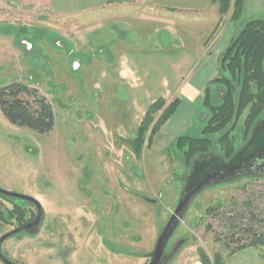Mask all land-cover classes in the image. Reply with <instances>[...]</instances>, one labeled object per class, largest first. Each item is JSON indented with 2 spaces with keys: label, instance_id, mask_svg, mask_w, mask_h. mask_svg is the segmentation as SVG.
<instances>
[{
  "label": "rangeland",
  "instance_id": "1",
  "mask_svg": "<svg viewBox=\"0 0 264 264\" xmlns=\"http://www.w3.org/2000/svg\"><path fill=\"white\" fill-rule=\"evenodd\" d=\"M214 3L212 25L203 16H179L168 11L159 23L150 14L142 18L137 15L139 20L129 18L130 24L126 23L133 28L131 39H139L135 42L142 48H152L154 39L152 34L145 39L139 37L148 30L138 28V21H144L148 29L156 24L165 37L176 34L179 41L193 47L191 51L197 58L172 96L163 97L167 103L180 98V111L177 113V109L160 131L152 134L161 111L156 114L138 149L133 144L140 140V127L154 102L133 114L124 91L95 88L98 65L94 63L107 57L103 52H111L100 48L106 45L102 41L110 40L109 36L96 40L94 49L84 42L91 35L78 33L76 19L37 11L12 15L1 23L12 34L0 47H5L4 52L0 51V88L15 82L37 88L57 116L54 130L40 134L13 125L0 109V187L35 197L44 208L43 219L34 232L22 231L3 243L7 257L17 264H149L157 238L191 173V163H187L175 140L181 135L205 137L211 111L203 98L218 72L195 96L184 93L181 98L180 91L191 72L203 67V59L213 56L220 31H233V38L246 20L256 17L242 16L233 21V4L221 14L219 4ZM133 4L146 11L143 0ZM172 16L182 23L181 27H175L177 20ZM224 52L217 49L214 59L220 60ZM86 60L87 64H83ZM211 91L212 103L220 104L224 89L211 86ZM20 96L34 100L26 92ZM246 114L247 111L233 128L227 129L235 153L249 140L244 131ZM208 137L213 141L212 148L198 158L228 161L223 144L218 142L219 135ZM0 204L13 207L1 196ZM22 205L28 211L26 219H34L37 206L30 201ZM253 212L264 224V175L244 176L203 190L165 249L170 254L178 248L167 264H190V260L199 258L201 249L214 264L217 256L224 259L236 246L230 242L233 232L228 218L235 217L245 226ZM16 227L17 223L0 220V237ZM234 237L251 236L237 231ZM0 264L4 263L0 260Z\"/></svg>",
  "mask_w": 264,
  "mask_h": 264
},
{
  "label": "crops",
  "instance_id": "2",
  "mask_svg": "<svg viewBox=\"0 0 264 264\" xmlns=\"http://www.w3.org/2000/svg\"><path fill=\"white\" fill-rule=\"evenodd\" d=\"M109 1L0 0V47L7 36L12 34L11 29L1 23L12 15L37 11L52 13L61 18L76 19L78 33L84 37L91 35V40H89L90 37H87L85 43L92 45L96 43V40L100 41V37H105V34L110 38L107 42H101L106 43V45L103 44L105 46H100L104 51H111L109 55L107 52H103L108 58L103 57V60L94 63L98 65L94 78L95 88L107 91L115 87L118 91H124L132 113H139L145 107H149L157 98L172 96L179 81L185 72L195 64L197 58L196 54L191 51L193 47L179 41L175 33L174 37L171 35L165 37L164 32L160 33L159 29H156V24L154 27L148 25V29L144 21H138L137 26L148 31L146 30L147 33L139 37L145 39L144 36L152 34L154 44L152 48L138 46L135 41L139 39H131L133 28L126 25V23L130 24L129 18H136L137 21L139 18L147 16L145 14H150L152 17H157L159 23L160 17L165 18L167 16L165 11H168L179 16H203L209 19V25H212L215 18V3L214 0H143L146 11H142L141 7L133 4L135 0H120L114 3ZM243 9V18L262 16L264 15V0H245ZM137 15L140 17L138 18ZM172 18L174 21L177 20L176 16H172ZM177 24L180 27L182 25L178 20L175 21V27ZM232 34L233 31L230 34L226 33V30L219 32L213 56L204 58L201 64L203 67L196 68L191 72L190 78L186 81L187 85L185 84L180 91L181 98H184V93L185 96H195L218 72L220 60L214 59V56L217 55V49L226 50L228 48ZM4 48H0V51L4 52ZM92 48L97 49L95 45ZM114 50L117 52L112 53ZM87 62L86 60L83 64H87ZM74 66L78 67V63H75ZM186 87L188 88L186 89ZM179 111L180 107L177 113ZM190 264H203V262L200 258H196L190 260ZM224 264H264V247L249 246L237 250L225 257Z\"/></svg>",
  "mask_w": 264,
  "mask_h": 264
},
{
  "label": "trees",
  "instance_id": "3",
  "mask_svg": "<svg viewBox=\"0 0 264 264\" xmlns=\"http://www.w3.org/2000/svg\"><path fill=\"white\" fill-rule=\"evenodd\" d=\"M120 0H110L114 3ZM219 4L221 14L227 13L234 6L231 20L239 21L243 16L245 0H214ZM224 55V56H223ZM219 63L218 76L211 80L205 89L203 98L204 105L211 111V116L204 128L205 137L195 138L190 135H181L175 140V145L184 153L191 168L198 156L210 151L213 145L208 136L219 135V143L223 144L227 158L235 154L230 133L227 130L237 124L242 115L247 111L244 119V131L247 137H251L254 127L264 120V18L254 17L244 22L242 28L232 38ZM211 86H221L224 89L222 102L215 105L212 103ZM26 92L34 98L33 102L22 98L20 94ZM181 103L180 98L167 101L161 97L147 110L140 127V140L133 144L138 149L143 142L144 134L149 130L155 115H160L153 126L152 134L160 131L162 125L176 112ZM0 109L7 120L13 125L24 127L40 134L52 132L57 123V116L52 104L47 97L41 95L37 88H29L20 82L8 84L0 88ZM227 130V132H225ZM152 137V136H151ZM13 203V207H2L0 204V220L17 223L18 227L29 223L26 219L27 209L23 203L27 200L18 199L6 195H0ZM36 217V216H35ZM231 243L236 246L229 252L233 254L237 250L253 247H264V224L263 219L253 212L248 225H241L237 218H228ZM259 226V230L254 229ZM238 232L244 236L234 237ZM199 258L203 264H214L201 249ZM225 258L217 256L215 264H224Z\"/></svg>",
  "mask_w": 264,
  "mask_h": 264
},
{
  "label": "water",
  "instance_id": "4",
  "mask_svg": "<svg viewBox=\"0 0 264 264\" xmlns=\"http://www.w3.org/2000/svg\"><path fill=\"white\" fill-rule=\"evenodd\" d=\"M254 175H264V120L257 123L254 127L251 137L243 149L235 153L228 161H221L217 157L211 159L201 158L194 161L179 202L157 238L149 264H167L171 260L178 248L170 254H166L165 249L184 219L189 206L198 194L211 186L240 177ZM0 193L30 201L38 208L37 216L32 221L23 226L16 227L0 237V260L4 264H17L5 255L3 243L11 236L22 231L30 230L34 232L43 219L44 208L35 197L8 191L1 187ZM144 198L150 202H157V200Z\"/></svg>",
  "mask_w": 264,
  "mask_h": 264
},
{
  "label": "flooded vegetation",
  "instance_id": "5",
  "mask_svg": "<svg viewBox=\"0 0 264 264\" xmlns=\"http://www.w3.org/2000/svg\"><path fill=\"white\" fill-rule=\"evenodd\" d=\"M0 195H3V194L0 193ZM36 216H37V215H36ZM32 220H33V219H32ZM32 220H30V221H32ZM30 221H29V222H30Z\"/></svg>",
  "mask_w": 264,
  "mask_h": 264
},
{
  "label": "built area",
  "instance_id": "6",
  "mask_svg": "<svg viewBox=\"0 0 264 264\" xmlns=\"http://www.w3.org/2000/svg\"><path fill=\"white\" fill-rule=\"evenodd\" d=\"M179 264H181V263H179Z\"/></svg>",
  "mask_w": 264,
  "mask_h": 264
}]
</instances>
